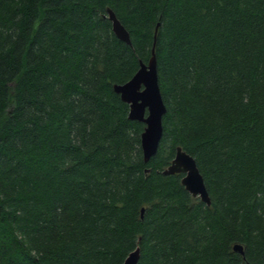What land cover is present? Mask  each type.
<instances>
[{
  "label": "trees",
  "instance_id": "16d2710c",
  "mask_svg": "<svg viewBox=\"0 0 264 264\" xmlns=\"http://www.w3.org/2000/svg\"><path fill=\"white\" fill-rule=\"evenodd\" d=\"M152 48L166 111L145 162L113 85ZM177 146L210 205L162 173ZM136 247L137 264H264V0H0V264Z\"/></svg>",
  "mask_w": 264,
  "mask_h": 264
},
{
  "label": "water",
  "instance_id": "95a60500",
  "mask_svg": "<svg viewBox=\"0 0 264 264\" xmlns=\"http://www.w3.org/2000/svg\"><path fill=\"white\" fill-rule=\"evenodd\" d=\"M106 12L116 37L131 44L128 31L117 19L115 13L109 8ZM113 90L119 94L122 101L128 104V118L144 123V130L141 133V149L143 160L147 162L157 151L163 133L162 118L166 111L158 83L154 48L151 50L148 62H140L133 76L122 84H114ZM162 173L165 175L182 174L181 183L184 188L193 197H198L206 205H210L203 177L195 159L180 146L175 148L174 157ZM233 249L243 253L239 244H235ZM138 259L139 248L136 247L126 256L122 264H137Z\"/></svg>",
  "mask_w": 264,
  "mask_h": 264
}]
</instances>
